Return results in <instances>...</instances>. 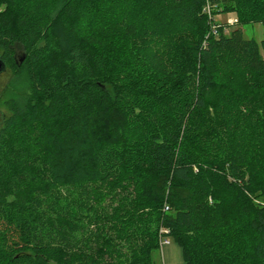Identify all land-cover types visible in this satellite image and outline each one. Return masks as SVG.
<instances>
[{
    "label": "trees",
    "instance_id": "obj_1",
    "mask_svg": "<svg viewBox=\"0 0 264 264\" xmlns=\"http://www.w3.org/2000/svg\"><path fill=\"white\" fill-rule=\"evenodd\" d=\"M256 22L264 0H0L32 89L0 126V264H161L163 229L188 264H264Z\"/></svg>",
    "mask_w": 264,
    "mask_h": 264
},
{
    "label": "rangeland",
    "instance_id": "obj_2",
    "mask_svg": "<svg viewBox=\"0 0 264 264\" xmlns=\"http://www.w3.org/2000/svg\"><path fill=\"white\" fill-rule=\"evenodd\" d=\"M215 23L226 25V33L236 28L238 15L236 12L218 13L214 17ZM234 21L229 25V21ZM246 38H254L261 43L264 38V25L260 22L242 26ZM32 94L31 82L26 71L19 73L3 72L0 74V126L5 116L10 114L6 101L14 98L23 109ZM169 240V242H167ZM161 248V264H188L179 242L172 236L166 235Z\"/></svg>",
    "mask_w": 264,
    "mask_h": 264
},
{
    "label": "built area",
    "instance_id": "obj_3",
    "mask_svg": "<svg viewBox=\"0 0 264 264\" xmlns=\"http://www.w3.org/2000/svg\"><path fill=\"white\" fill-rule=\"evenodd\" d=\"M233 22H234V21H232V20L229 21V25H232ZM221 26H222L221 24H217V23H214V24L212 25V29H213L214 34H218L219 28H220ZM224 26L227 28L226 25H224ZM162 231H163V233L166 234V235H168V233H169V231H168L167 229H163ZM166 235H165V236H166ZM162 242H164V239H163ZM167 242H169V240H167Z\"/></svg>",
    "mask_w": 264,
    "mask_h": 264
},
{
    "label": "water",
    "instance_id": "obj_4",
    "mask_svg": "<svg viewBox=\"0 0 264 264\" xmlns=\"http://www.w3.org/2000/svg\"><path fill=\"white\" fill-rule=\"evenodd\" d=\"M26 55H23L21 58H20V61L22 62L24 59H25ZM7 70V64L5 63V61L1 58V55H0V74L5 72Z\"/></svg>",
    "mask_w": 264,
    "mask_h": 264
}]
</instances>
